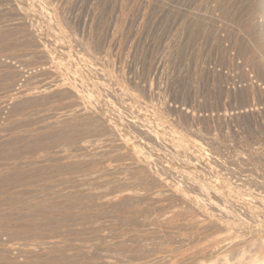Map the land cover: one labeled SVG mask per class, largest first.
Wrapping results in <instances>:
<instances>
[{
  "label": "rangeland",
  "instance_id": "obj_1",
  "mask_svg": "<svg viewBox=\"0 0 264 264\" xmlns=\"http://www.w3.org/2000/svg\"><path fill=\"white\" fill-rule=\"evenodd\" d=\"M257 1L0 0V264H264Z\"/></svg>",
  "mask_w": 264,
  "mask_h": 264
},
{
  "label": "bare ground",
  "instance_id": "obj_2",
  "mask_svg": "<svg viewBox=\"0 0 264 264\" xmlns=\"http://www.w3.org/2000/svg\"><path fill=\"white\" fill-rule=\"evenodd\" d=\"M39 2H40V1H39ZM45 2H46V1H45ZM45 2H44V3H45ZM49 4H50V3H49ZM43 5H44V4H43ZM263 5H264V0H258V1H257V6H263ZM35 6H36V5H35ZM47 6L49 7V5H47ZM44 7H45V5H44ZM48 7H47V8H48ZM40 8H41V7H40ZM42 10H44V9L42 8ZM48 10H49V9H47L46 11H48ZM49 11H50V10H49ZM49 11H48V13L51 12V11H50V12H49ZM52 11H53V10H52ZM54 11H55V10H54ZM54 13H55V12H54ZM52 14H53V13H52ZM45 15H46V14H45ZM46 17H47V16H46ZM50 17H51V16H50ZM51 18H52V17H51ZM53 18H55V17L53 16ZM48 19H49V18H48ZM50 20H52V19H50ZM56 22H57V19H56ZM58 25H59V24H58ZM61 27H62V26H61ZM57 28H58V26H57ZM52 29H53V28H52ZM58 29H60V27H59ZM60 30H61V29H60ZM60 32H61V31H60ZM60 32H59V34L56 32V33L58 34V37H57V38H59ZM62 33H63V32H62ZM61 35H62V34H61ZM63 35H64V34H63ZM63 37L65 38L66 36H63ZM54 38H55V37H54ZM61 38H62V36H61ZM57 40H58V39H57ZM65 55H66V54H65ZM104 71H105V70H104ZM107 73H108V72H107ZM106 75H108V74H106ZM111 75H112V74H111ZM111 75H109V76H111ZM106 77H107V76H106ZM111 78H112V77H111ZM113 79H114V78H113ZM113 79H112V80H113ZM116 80H117V79H116ZM117 82H118V81H117ZM119 82H120V81H119ZM119 84H120V83H119ZM119 84H117V85H119ZM121 85H122V84H121ZM72 86H73V85H72ZM102 87H103V86H102ZM98 88H99V87H98ZM76 89H77V88H76ZM78 90H79V89H78ZM78 90H77V91H78ZM121 90H122V89H121ZM80 92H81V94H82V91H80ZM121 92H124V91H121ZM127 93H128V92H127ZM129 93H130V92H129ZM79 94H80V93H79ZM88 94H89V93H88ZM88 94H87V96H88ZM132 94H133V93H132ZM132 94H131V95H132ZM91 95H92V93H91ZM121 95H124V94H121ZM83 96H84V94H83L81 97H83ZM126 96H128V95H126ZM133 96H134V95H133ZM129 97H130V96H129ZM86 98H87V97H86ZM86 98H85V99H86ZM133 98H134V97H133ZM90 99H91V98L89 97V102L91 101ZM98 99H99V98H98ZM135 99H136V98H135ZM86 100H88V98H87ZM130 100H131V99H130ZM99 102H100V101H99ZM132 102H133V101H132ZM93 103H94V102H93ZM93 105H94V104H93ZM119 109H120V108H119ZM156 111H157V110H156ZM156 111H155V113L157 114ZM158 113H159V111H158ZM120 115H121V114H120ZM155 116H156V115H154V117H155ZM161 117H162V115L160 116V118H161ZM158 119H159V118H158ZM163 119H164V118H163ZM155 120H156V119H155ZM163 121H164V120H163ZM156 122H157V121H156ZM160 123H161V122H160ZM163 123H164V122H163ZM167 124H168V122H167ZM162 125H163V124H162ZM168 125H169V124H168ZM168 125H167V126H168ZM172 125H173V124H172ZM167 126H166V127H167ZM151 127H152V126H151ZM146 128H147V127H146ZM163 128H164V127H163ZM167 128H168V127H167ZM167 128H165V130H166ZM174 128H176V127H174ZM153 130H154V129H153ZM158 130H160V129H158ZM165 130H164V131H165ZM168 130H170V129L168 128ZM161 131H162V130H161ZM171 131L173 132V130H171ZM171 131H170V133L172 134ZM152 132H153V131H152ZM155 132H156V130H155ZM179 132H181V131H179ZM153 133H154V132H153ZM156 133H157V132H156ZM181 133H182V132H181ZM160 134H161V132H160ZM175 134H176V133L173 134V138H174L175 136L178 137V135H175ZM183 134H184V133H183ZM174 135H175V136H174ZM185 135H187V134H185ZM155 136H156V134H155ZM182 136L184 137V135H182ZM179 137H180V136H179ZM188 137H189V135H188ZM192 137H193V136H192ZM184 138L186 139V137H184ZM190 138H191V137H190ZM193 138H194V137H193ZM126 139H127V138H126ZM175 139H176V137H175ZM177 139H178V138H177ZM170 140H171V139H170ZM172 140H173V139H172ZM178 140H179V139H178ZM178 140H177V141H178ZM180 140H181V138H180ZM183 140H184V139H183ZM188 140H190V139H188ZM192 140H193V139H192ZM195 140H196V138L194 139V141H195ZM190 141H191V140H190ZM190 141H189V142H190ZM174 142H175V140H173V143H174ZM145 143H146V142H145ZM176 143H177V142H176ZM178 143H179V142H178ZM192 143H193V142H192ZM200 143H201V142H200ZM200 143L197 142L198 145H199ZM133 144L135 145V144H137V143H134V142H133ZM139 144H140V143H139ZM182 144H183V142H182ZM182 144H181V145H182ZM186 144H187V143H186ZM193 144H196V141H195ZM172 145H173V144H172ZM184 145H185V144H184ZM201 145H202V143H201ZM135 146H136V145H135ZM190 146H192V145H190ZM196 146H197V145H196ZM196 146H195V149H196ZM175 147H176V145H175ZM177 147H179V146H177ZM177 147H176V148H177ZM185 147H186V146H185ZM185 147H184V149H185ZM187 147H188V145H187ZM198 147H199V146H198ZM201 147H202V146H201ZM203 147H204V144H203ZM135 148H136V147H135ZM138 148H141V147L139 146ZM142 148H143V147H142ZM180 148H181V147H180ZM205 148H206V147H205ZM193 149H194V148H193ZM203 149H204V148H203ZM203 149H201V150H203ZM139 150H140V152L142 151L141 149H139ZM182 150H183V149H182ZM182 150H181V151H182ZM191 150H192V148H191ZM205 150H207V148L204 149V151H205ZM133 151H134V150H133ZM137 151H138V150H137ZM186 151H188V150H186ZM192 151H193V150H192ZM197 151L199 152L200 150H197ZM142 152H143V151H142ZM183 152H184V151H183ZM190 152H191V151H190ZM194 152H196V151H194ZM138 153H139V152H138ZM138 153H137V154H138ZM143 153H144V152H143ZM145 153H146V152H145ZM186 153H187V152H186ZM188 153H189V152H188ZM201 153H202V152H201ZM203 153L207 154V152H203ZM195 154H196V153H195ZM135 155H136V154H135ZM199 155H200V154H199ZM202 155H204V154H202ZM139 156H140V155H139ZM141 156H142V154H141ZM147 156H148V155H147ZM196 156H198V154H197ZM191 157H192V156H191ZM194 157H195V156H194ZM205 157H207V155H206ZM205 157H204V158H205ZM142 158H143V157H142ZM146 158H147V157H146ZM183 158H184V157H183ZM195 158H196V157H195ZM198 158H200V157L198 156ZM203 160H204V159H203ZM188 161H189V160H188ZM189 163H191V162H189ZM185 166H186V165H185ZM197 168H198V167H197ZM190 173H192V172H190ZM190 173H189V174H190ZM193 174H195V173L193 172ZM197 174H198V173H197ZM197 174H195V175H197ZM195 175H194V176H195ZM200 175H201V174H200ZM197 176L199 177V175H197ZM218 176H219V175H218ZM192 177H193V176H192ZM210 178H211V177H210ZM214 178H215V177H214ZM195 179H196V178H194V181L197 180V179H196V180H195ZM215 179H216V178H215ZM220 179H221V178H220ZM225 179H226V177H225ZM192 180H193V179H192ZM218 180H219V179H218ZM228 180H229V179H228ZM197 181H198V180H197ZM197 181H196V182H197ZM207 181H208V180H207ZM211 181H212V180H211ZM216 181H217V179H216ZM216 181H214V182H216ZM220 181H221V180H220ZM225 182H226V181H225ZM206 183H207V182H206ZM206 183H205V184H206ZM218 183H219V182H218ZM221 183L224 184V182H221ZM228 183H229V181H228ZM167 184H168V183H167ZM200 184H203V183H200ZM216 184H217V183H214V185H216ZM208 185H209V184H207V188H209ZM210 185H211V182H210ZM220 185H222V184H219V187H220ZM227 185H229V184H227ZM231 185H232V184H231ZM200 186H201V185H200ZM225 186H226V184H225ZM236 186H237V185H236ZM176 187H177V186H176ZM198 187H199V186H198ZM203 187L205 188V186H203ZM203 187H202V188H203ZM210 187H211V186H210ZM215 187H216V186H215ZM227 187H228V186H227ZM230 187H231V186H230ZM232 187H234V186L232 185ZM204 188H203V189H204ZM211 188H212V187H211ZM209 189H210V188H209ZM215 189H216V188H215ZM225 189H226V187H225ZM227 189H228V188H227ZM236 189H237V188H236ZM234 190H235V188H234ZM205 191H206V190H205ZM215 191H216V190H215ZM217 191H218V189H217ZM220 191H221V190H220ZM220 191H219V194H222ZM237 191H238V190H237ZM222 192H223V191H222ZM227 192H228V191H227ZM230 192H232V191L230 190ZM207 193H208V192H207ZM217 194H218V193H217ZM223 194H225V193H223ZM231 194H232V193H231ZM252 194H254V193H252ZM225 195H226V194H225ZM225 195H224V196H225ZM228 195H229V194H228ZM232 195H233V194H232ZM257 195H258V198H257V199H260V198H259V194H257ZM262 195H263V194H262ZM198 196H199V195H198ZM198 196H196V197H198ZM245 196H246V195H245ZM249 196H251V195H247V197H249ZM253 196H254V195H253ZM196 197H195V199H196ZM199 197H200V196H199ZM199 197H198V198H199ZM225 197H226V196H225ZM227 197H228V196H227ZM255 197H256V195H255ZM260 197L263 198L262 196H260ZM198 198H197V199H198ZM240 198H241V197H240ZM251 198H252V197H251ZM251 198L249 197V199H251ZM213 199H214V198H213ZM203 200H205V199H203ZM244 200H247V199L245 198ZM251 200H252V199H251ZM260 200H261V199H260ZM196 201H197V200H196ZM200 201H201V200H200ZM214 201H215V200H214ZM225 201H226V200H225ZM248 201H249V200H248ZM198 202H199V201H198ZM203 202H204V201H203ZM215 202H216V201H215ZM263 202H264V201H263ZM204 203H206V202H204ZM207 203H208V202H207ZM213 203H214V202H213ZM218 203H219V202H218ZM218 203H217V204H218ZM200 204H201V203H200ZM217 204H215V205L217 206ZM220 205H221V204H220ZM201 207H203V206L201 205ZM222 207H223V206H222ZM222 207H221V209H222ZM225 207H226V206H225ZM235 219H237V218H235ZM239 221H240V220H239ZM242 221H243V220H242ZM259 244H260V243H259ZM257 248H258V247H257ZM255 249H256V248H255ZM257 259H258V258H257ZM257 259H256V260H257ZM256 260L253 259V261L257 262ZM263 261H264V260H263Z\"/></svg>",
  "mask_w": 264,
  "mask_h": 264
}]
</instances>
